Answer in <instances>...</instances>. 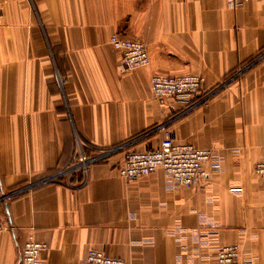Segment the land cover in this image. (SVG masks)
<instances>
[{
	"label": "crops",
	"instance_id": "obj_1",
	"mask_svg": "<svg viewBox=\"0 0 264 264\" xmlns=\"http://www.w3.org/2000/svg\"><path fill=\"white\" fill-rule=\"evenodd\" d=\"M142 39L146 66L123 71L110 37ZM195 73L212 95L161 104L151 77ZM172 106V107H171ZM212 148L207 182L185 188L162 168L127 180L131 150ZM78 142L125 145L82 186L35 184ZM264 0H0V264H18L33 233L45 264H208L222 245L264 264Z\"/></svg>",
	"mask_w": 264,
	"mask_h": 264
},
{
	"label": "built area",
	"instance_id": "obj_2",
	"mask_svg": "<svg viewBox=\"0 0 264 264\" xmlns=\"http://www.w3.org/2000/svg\"><path fill=\"white\" fill-rule=\"evenodd\" d=\"M235 4L238 0H230ZM111 44L122 54L121 69L128 71L150 62L147 44L140 38H122L114 33L110 37ZM151 90L155 99L161 104L168 100L177 101L191 109L197 105V97L202 94V100L210 97L212 91L205 88L203 76L195 73L169 75L153 74ZM172 107V106H171ZM125 145L111 147H93L87 143L78 142L73 156L68 164L58 168L35 184L59 182L68 186H82L89 181L92 165L107 161L113 154L121 151ZM215 155L212 148H200L191 143L178 142L169 128L164 129L163 138L156 146L126 153L124 162L119 166V175L127 180H134L149 175L162 168L165 174L178 185L192 188L207 182L213 172L220 170L218 162L209 165ZM255 171L264 175V155L258 160ZM5 228L0 220V231ZM48 248L47 243L39 241L33 233L26 238L22 247L18 264H45L41 253ZM91 264H125L122 258L109 254L104 249L91 248L84 259ZM208 264H253V261L243 260L238 244L222 245L213 260Z\"/></svg>",
	"mask_w": 264,
	"mask_h": 264
}]
</instances>
